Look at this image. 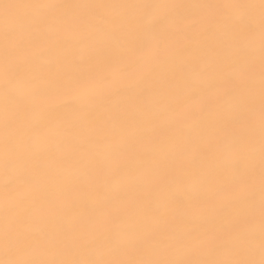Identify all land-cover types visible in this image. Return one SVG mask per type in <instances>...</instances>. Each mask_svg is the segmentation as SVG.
Segmentation results:
<instances>
[{
  "label": "snow or ice",
  "instance_id": "snow-or-ice-1",
  "mask_svg": "<svg viewBox=\"0 0 264 264\" xmlns=\"http://www.w3.org/2000/svg\"><path fill=\"white\" fill-rule=\"evenodd\" d=\"M0 264H264V0H0Z\"/></svg>",
  "mask_w": 264,
  "mask_h": 264
},
{
  "label": "bare ground",
  "instance_id": "bare-ground-1",
  "mask_svg": "<svg viewBox=\"0 0 264 264\" xmlns=\"http://www.w3.org/2000/svg\"><path fill=\"white\" fill-rule=\"evenodd\" d=\"M113 87H114V88H120V87H123V84H122V82H120V81H116V82H114Z\"/></svg>",
  "mask_w": 264,
  "mask_h": 264
}]
</instances>
